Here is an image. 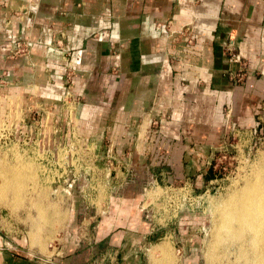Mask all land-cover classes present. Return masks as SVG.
<instances>
[{"label":"crops","instance_id":"crops-1","mask_svg":"<svg viewBox=\"0 0 264 264\" xmlns=\"http://www.w3.org/2000/svg\"><path fill=\"white\" fill-rule=\"evenodd\" d=\"M16 105L32 145L83 142L110 167L101 212L80 198L58 250L0 245V263L141 264L140 178H199L226 133L264 128V0H0V117Z\"/></svg>","mask_w":264,"mask_h":264},{"label":"rangeland","instance_id":"rangeland-1","mask_svg":"<svg viewBox=\"0 0 264 264\" xmlns=\"http://www.w3.org/2000/svg\"><path fill=\"white\" fill-rule=\"evenodd\" d=\"M240 68L232 74L236 82L245 77ZM259 116L264 124V116ZM1 134L0 245L25 255H50L64 242L70 221L77 220L80 198L93 205L86 214L101 212L110 164L97 160L96 150L85 144L42 147L30 143L28 130ZM226 135L224 143L197 164L199 178H140L141 211L153 226L152 241L136 251L141 264H206L218 209L247 173L264 165V128ZM163 241L165 249L160 246ZM101 260L93 264H106Z\"/></svg>","mask_w":264,"mask_h":264},{"label":"bare ground","instance_id":"bare-ground-1","mask_svg":"<svg viewBox=\"0 0 264 264\" xmlns=\"http://www.w3.org/2000/svg\"><path fill=\"white\" fill-rule=\"evenodd\" d=\"M242 181L218 209L213 244L206 249V264H264V165L247 173ZM160 246L165 249V241Z\"/></svg>","mask_w":264,"mask_h":264},{"label":"built area","instance_id":"built-area-1","mask_svg":"<svg viewBox=\"0 0 264 264\" xmlns=\"http://www.w3.org/2000/svg\"><path fill=\"white\" fill-rule=\"evenodd\" d=\"M25 50H26L25 44L22 41H16V42H14L13 48L9 51L8 55L13 56L15 54L22 53ZM221 50H223V52L228 55V58L230 60H232L233 62H237V63L241 64L239 55H238V53L234 52L233 45L231 44L230 41L221 44ZM239 75L240 74H237V76H239ZM46 109L49 110L48 108H46ZM22 111H23V107L20 105L19 106L16 105L13 108V113H12L11 117H9L5 120L0 117V132L3 133V134H1V136H4L5 134H7V130H10V131L13 130L14 131L16 129V127H18V121L22 115ZM8 134H10V133H8ZM61 142L62 141L58 140L57 146L65 147V145L63 143L60 144ZM80 145H84V143L83 142L80 143L78 147H80ZM0 264H5V263H0Z\"/></svg>","mask_w":264,"mask_h":264}]
</instances>
